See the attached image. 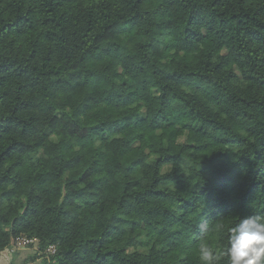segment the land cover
<instances>
[{
  "label": "trees",
  "instance_id": "trees-1",
  "mask_svg": "<svg viewBox=\"0 0 264 264\" xmlns=\"http://www.w3.org/2000/svg\"><path fill=\"white\" fill-rule=\"evenodd\" d=\"M254 215L264 0H0L1 255L203 264Z\"/></svg>",
  "mask_w": 264,
  "mask_h": 264
},
{
  "label": "clouds",
  "instance_id": "clouds-1",
  "mask_svg": "<svg viewBox=\"0 0 264 264\" xmlns=\"http://www.w3.org/2000/svg\"><path fill=\"white\" fill-rule=\"evenodd\" d=\"M228 232L226 252L201 246L200 260L203 264H218L223 255H227L229 264H264V216L240 219Z\"/></svg>",
  "mask_w": 264,
  "mask_h": 264
},
{
  "label": "crops",
  "instance_id": "crops-1",
  "mask_svg": "<svg viewBox=\"0 0 264 264\" xmlns=\"http://www.w3.org/2000/svg\"><path fill=\"white\" fill-rule=\"evenodd\" d=\"M0 264H43L41 256L38 254V246L7 252L0 254Z\"/></svg>",
  "mask_w": 264,
  "mask_h": 264
},
{
  "label": "built area",
  "instance_id": "built-area-1",
  "mask_svg": "<svg viewBox=\"0 0 264 264\" xmlns=\"http://www.w3.org/2000/svg\"><path fill=\"white\" fill-rule=\"evenodd\" d=\"M37 243H38L37 240L27 239V238H23V237H16L15 239H13V241L9 247V251L16 252L19 250H24V249H27V248L34 246ZM56 250L57 249L55 246H51L46 251V254L47 255H53L56 253Z\"/></svg>",
  "mask_w": 264,
  "mask_h": 264
},
{
  "label": "rangeland",
  "instance_id": "rangeland-1",
  "mask_svg": "<svg viewBox=\"0 0 264 264\" xmlns=\"http://www.w3.org/2000/svg\"><path fill=\"white\" fill-rule=\"evenodd\" d=\"M179 141H180V142H184V139L181 138ZM166 169H168V168H166ZM17 237H23V238L31 239V238H28V237H27L26 235H24V234L19 235V236H17ZM14 239H15V238H14ZM32 240H37V239L32 238ZM37 241H38V240H37ZM35 245L38 246V243L35 244Z\"/></svg>",
  "mask_w": 264,
  "mask_h": 264
}]
</instances>
